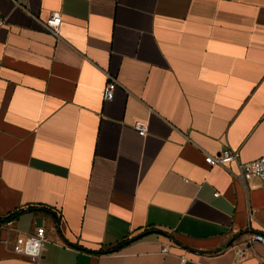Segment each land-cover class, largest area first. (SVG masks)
<instances>
[{"label": "crops", "instance_id": "crops-1", "mask_svg": "<svg viewBox=\"0 0 264 264\" xmlns=\"http://www.w3.org/2000/svg\"><path fill=\"white\" fill-rule=\"evenodd\" d=\"M0 13V264H35L12 244L40 225L45 264H260L264 181L206 156L264 155V0H0Z\"/></svg>", "mask_w": 264, "mask_h": 264}, {"label": "built area", "instance_id": "built-area-1", "mask_svg": "<svg viewBox=\"0 0 264 264\" xmlns=\"http://www.w3.org/2000/svg\"><path fill=\"white\" fill-rule=\"evenodd\" d=\"M5 23V18L0 13V25ZM62 23V16L60 13L51 14L45 21V27L52 32H59L60 25ZM117 82L115 79L108 80L106 85L103 88V97L106 100L114 98ZM138 132L145 136L148 134V124L145 122H136L135 124ZM206 162L211 166L222 165L230 168L228 165L230 163H237V171L229 169L232 174L236 176L239 180L244 183H247L252 178H259L264 181V155L249 161H241L239 157V152L233 148L225 147L217 154H208L206 156ZM219 192H216L215 195H219ZM16 216L10 215L6 220L8 224H12ZM46 228L44 225H40L36 230L29 235H19L15 238L12 246L15 254L29 258L35 264H45L43 262L45 242H46ZM9 242V239L4 240ZM260 241L264 244V234L256 233L250 236V242ZM1 242V239H0ZM251 247V246H249ZM169 247L164 246L163 252H168ZM236 253L239 260H242L248 255V247H237ZM185 258H182L183 262ZM260 264H264V258H261Z\"/></svg>", "mask_w": 264, "mask_h": 264}, {"label": "trees", "instance_id": "trees-1", "mask_svg": "<svg viewBox=\"0 0 264 264\" xmlns=\"http://www.w3.org/2000/svg\"><path fill=\"white\" fill-rule=\"evenodd\" d=\"M13 215H15V214H13ZM6 219H8V218H6Z\"/></svg>", "mask_w": 264, "mask_h": 264}]
</instances>
